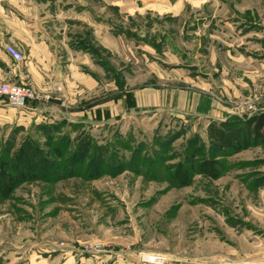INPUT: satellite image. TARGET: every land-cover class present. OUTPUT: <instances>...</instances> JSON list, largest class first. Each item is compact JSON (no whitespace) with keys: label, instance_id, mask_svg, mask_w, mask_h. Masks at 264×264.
Masks as SVG:
<instances>
[{"label":"rangeland","instance_id":"1","mask_svg":"<svg viewBox=\"0 0 264 264\" xmlns=\"http://www.w3.org/2000/svg\"><path fill=\"white\" fill-rule=\"evenodd\" d=\"M99 2L115 51L105 52V88L83 105L104 98V120L88 111L82 123L0 126L7 159L16 161L28 143L21 165L36 176L0 196V264H243L264 257V145L219 157L218 179L191 173L186 186L174 180L195 149L209 152L208 126L221 122L202 117L210 101L220 119L246 118L264 88L249 98L202 93L201 106L189 111L197 116L167 109L179 90H195L189 76L196 71L185 66L209 46L203 18L218 12L211 31L219 49L232 27L261 21L264 0ZM145 88H172V105L128 110L126 94Z\"/></svg>","mask_w":264,"mask_h":264},{"label":"crops","instance_id":"2","mask_svg":"<svg viewBox=\"0 0 264 264\" xmlns=\"http://www.w3.org/2000/svg\"><path fill=\"white\" fill-rule=\"evenodd\" d=\"M99 3V0H0V81L27 86L40 97L24 110L10 108L0 100L1 127L30 126L47 118L72 123L77 119L76 123H82L84 118L90 117L88 111H92L95 119L97 113V123L104 120L101 108L106 105L104 98L96 99L93 107H89V103L87 107L83 105L90 99L85 100V96L99 95L100 89L105 88V52L107 48L115 51V46L108 43L111 38L107 33L106 10H100ZM259 11L263 18L248 24L247 30H244L245 25L231 28V24L225 22L233 31L227 34L225 46L219 49L212 44L217 36L211 31L218 12L203 18L206 21L203 27L210 26L209 46L203 51L197 52V49L192 63L185 66L196 71L194 77L189 76L195 90H179L175 107L167 108L168 111L182 117L197 116L189 111L201 106L202 93L249 98L261 92L264 88V10ZM5 45L15 47L24 55L18 67L5 53ZM181 70L186 75L188 69ZM185 77L183 75V80ZM173 94L172 88L165 92L145 88L131 97L135 107H157L154 111H159V106L172 105ZM189 94H192L190 106L186 99ZM44 96L47 99H43ZM121 103L122 99L117 101ZM258 103L262 110L263 98ZM215 108L211 100L208 114L202 117L224 121L212 113ZM231 116L232 113L227 115ZM243 264H264V257Z\"/></svg>","mask_w":264,"mask_h":264},{"label":"trees","instance_id":"3","mask_svg":"<svg viewBox=\"0 0 264 264\" xmlns=\"http://www.w3.org/2000/svg\"><path fill=\"white\" fill-rule=\"evenodd\" d=\"M124 103L128 110L135 108V102L129 93L126 94ZM207 138L209 152L205 155L202 149H195L193 155L186 160V165H189V168L179 165L174 172V180L177 184L186 186L191 173L213 180L218 179L220 177L218 168L220 162L217 160L219 157L264 145V110L246 118L231 116L218 123L212 122L207 129ZM25 147H29L28 143L20 147L14 154L16 161L13 163L0 149L1 197H8L18 185L36 179L32 171L21 165V161L26 155Z\"/></svg>","mask_w":264,"mask_h":264},{"label":"built area","instance_id":"4","mask_svg":"<svg viewBox=\"0 0 264 264\" xmlns=\"http://www.w3.org/2000/svg\"><path fill=\"white\" fill-rule=\"evenodd\" d=\"M5 53L12 59L15 67H18L24 61V55L18 51L15 47L11 45H5ZM39 96L34 95L30 88L23 85H18L12 82L0 81V100L8 106L15 109H27L26 104L29 100L37 101ZM47 99V97H46ZM259 111L258 108L253 106V104L245 108V113L251 116ZM91 248H84V251H90ZM95 251L98 246H94Z\"/></svg>","mask_w":264,"mask_h":264},{"label":"water","instance_id":"5","mask_svg":"<svg viewBox=\"0 0 264 264\" xmlns=\"http://www.w3.org/2000/svg\"><path fill=\"white\" fill-rule=\"evenodd\" d=\"M134 110H135V111H138V109H137V108H135Z\"/></svg>","mask_w":264,"mask_h":264}]
</instances>
